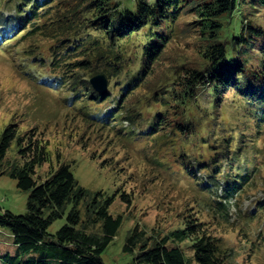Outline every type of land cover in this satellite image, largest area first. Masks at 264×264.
<instances>
[{"label": "trees", "instance_id": "1", "mask_svg": "<svg viewBox=\"0 0 264 264\" xmlns=\"http://www.w3.org/2000/svg\"><path fill=\"white\" fill-rule=\"evenodd\" d=\"M6 1L13 13L0 12V48L41 35L50 40L47 54L27 50L28 66L40 69L35 79L41 85L65 91V102L84 117L113 122L131 139L164 131L180 137L198 153L190 158L183 146L179 156L182 173L200 191L201 212L230 223L236 205L235 217L243 225L261 226L258 237H248L249 247L264 251V198L242 212L241 201L236 203L264 165V0ZM248 7L259 14L249 15ZM190 12L205 40L199 50L203 64L181 65L171 81L142 96L160 105L150 118L141 110L132 113L128 102L146 88L180 17ZM98 73L112 81L103 93L90 83ZM230 113L232 119L224 116ZM14 145L19 160L7 162ZM49 157L36 127L22 131L10 121L0 130V175L29 191L24 214L0 212V227L9 230L16 246L0 252V264H105L102 253L123 222L122 215L110 212L114 197L82 186L68 163L37 183L36 168ZM62 218L65 223L50 233ZM211 224L189 214L183 227L161 237L134 226L123 251L135 253L130 264H237L234 250L213 235Z\"/></svg>", "mask_w": 264, "mask_h": 264}, {"label": "rangeland", "instance_id": "2", "mask_svg": "<svg viewBox=\"0 0 264 264\" xmlns=\"http://www.w3.org/2000/svg\"><path fill=\"white\" fill-rule=\"evenodd\" d=\"M9 4L0 0V12L4 15L13 13ZM247 10L249 15L259 14L249 7ZM197 19L193 12L180 17L176 35L163 49L152 76L147 78L146 88L138 90L128 102L132 113L133 110H141L144 117L150 118L160 105L146 102L142 96L150 94L153 87L171 81L181 65L203 64L199 50L205 40L195 23ZM49 42L39 35L30 39H14L12 45L0 48V130L10 121H17L22 131L36 127L50 153L49 160L36 168L34 178L37 183L57 169L59 164L68 163L82 186L92 193L101 191L114 197L110 212L114 216L122 215L123 222L102 253L103 262L131 263L135 253L124 252L123 246L134 226L147 235L161 237L183 227L186 215L192 214L214 223L210 225V231L234 250L237 264H264V251L256 252L254 247L250 248L248 239L257 236L261 227L259 223L243 225L241 217H235L236 205L232 207L230 223L212 220L201 212L203 201L200 191L195 180L182 173V157L179 156L183 146L188 147L190 158L198 153L183 144L180 137L164 131L131 139L130 135L116 131L117 125L112 126L113 122L105 124L84 117L73 104L65 102L69 96L65 91L47 88L36 81L40 69L28 66L32 59H25L23 54L27 50L39 55L41 50L47 54ZM107 80L108 90L112 81ZM224 116L232 119L231 113ZM207 123L202 124L200 133ZM128 124L129 121L124 120L121 126ZM14 159L19 160L15 145L8 152L6 161ZM164 161L166 164L162 163ZM246 192L236 201H241V212L252 207L256 200L264 198V165H261L253 186ZM28 195L29 191L17 187L15 179L7 174L0 175V212L9 210L24 214ZM64 223L65 218L56 220L49 227V232L55 233ZM181 245L187 253L190 252L189 241ZM15 248L9 230L0 227V252H13Z\"/></svg>", "mask_w": 264, "mask_h": 264}, {"label": "water", "instance_id": "3", "mask_svg": "<svg viewBox=\"0 0 264 264\" xmlns=\"http://www.w3.org/2000/svg\"><path fill=\"white\" fill-rule=\"evenodd\" d=\"M90 83L93 88L100 93H103L107 90L108 80L106 75L103 73H98L90 77Z\"/></svg>", "mask_w": 264, "mask_h": 264}]
</instances>
